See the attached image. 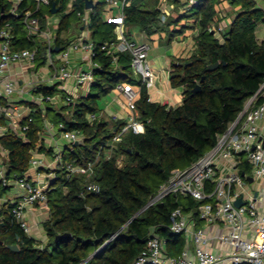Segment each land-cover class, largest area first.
<instances>
[{"label":"trees","instance_id":"trees-1","mask_svg":"<svg viewBox=\"0 0 264 264\" xmlns=\"http://www.w3.org/2000/svg\"><path fill=\"white\" fill-rule=\"evenodd\" d=\"M93 1L88 25L79 16L86 12V0H50L37 14L44 27L48 17L55 16L51 13L53 6L59 9L56 15L61 16L57 29L60 47L71 42L73 37L65 38V35L72 29L78 28L76 36L79 37L88 26L95 61L100 65L94 72L95 83L90 92L62 107L46 104L45 111L31 104L32 121L24 136L8 129L6 119L0 116V126L6 129L0 135V160L7 166L8 179L22 178L30 169L32 151L40 143L46 121L57 128L63 125L64 131L83 133L84 140L68 146L64 159L73 166L85 168L91 163L93 173L68 178L65 169L57 171L46 203L49 217L44 229L48 242L43 249L16 222L11 212L13 206L4 205L0 210V264H135L152 233L165 239L170 256L181 254L185 241L183 236L170 231L172 212L182 207L196 217L198 208L210 200L198 202L171 196L138 213L174 173L191 166L216 145L218 136L237 119L246 101L264 82V40L257 37V28L264 24V0H229L239 9L221 36L209 30L219 22L220 0H197L182 15L179 8L187 7L191 0H128L124 9L127 30L137 26L149 37L165 33L171 43L187 30L185 26L179 31L171 30L172 26L193 20L199 33L192 55L171 62V86L183 90V103L169 107L151 102L148 89L142 86L137 107L146 132L143 135L126 133L117 144L114 157L109 159L108 145L126 122L117 121L110 128L105 119L91 121L89 117L103 112L101 99L115 92L119 84L141 82L131 74L128 53L121 54L115 66L112 57L102 50L104 44L116 42V25L105 20L111 11L107 0ZM170 4L176 6L177 12L175 16L167 15V21L162 22L163 7ZM10 9L9 0H0V30L7 24L12 25L16 46L31 48L33 44L26 41L20 14L34 10V0H25L19 15H12ZM39 45L37 66L44 65L40 59L45 55V47ZM217 62L218 69L209 71L208 66ZM198 84L202 90L193 94ZM58 91L57 86H43L38 93L56 95ZM0 105H6L1 98ZM120 156L125 158L123 167L117 162ZM243 172L249 174L250 167L244 165ZM90 183L98 184L100 192L87 191ZM9 189L0 184V197ZM66 233L71 237L55 241L57 236ZM8 245H18L20 251L13 252Z\"/></svg>","mask_w":264,"mask_h":264},{"label":"built area","instance_id":"built-area-1","mask_svg":"<svg viewBox=\"0 0 264 264\" xmlns=\"http://www.w3.org/2000/svg\"><path fill=\"white\" fill-rule=\"evenodd\" d=\"M24 1L9 0L10 13L19 15V8ZM34 2V10L22 13L26 41L33 44L31 48L16 46L12 25L7 24L0 30V98L6 102V105H0V116L6 119L8 129L21 136H24L29 128L33 108L29 105L16 106L12 102L16 94L33 96V103L39 105L43 111L46 104L61 103V98L65 99V103L75 101L72 94L63 98L60 92L56 95L38 93L43 87L38 79L35 80L36 76H39L37 72V61L41 51L39 44L45 47L44 67L51 73L49 76L51 88L57 86L59 90H64L63 84L69 81H73L77 88L92 87L95 83L94 72L100 68L95 61L94 44L88 26L83 28L81 36L67 46L60 47L57 45L59 22L54 17H48L43 27L37 15L43 7L50 4V0ZM127 2L128 0H107L108 9H118L119 13L106 14L107 23L116 25V42L104 44L102 50L107 56L112 57L115 66L120 55L128 53L131 56L132 70L141 84L138 90L133 84H119L115 90L124 94L127 100L124 108L128 109L130 114L126 125L108 145L109 159L114 157L117 144L126 133L132 131L138 135L145 134L146 127L140 120L137 101L142 86L148 90L152 89L157 78L149 62L150 45L132 40L127 35L124 15ZM197 3V0H191L184 9L187 12ZM92 10L86 9L85 13H79L86 25L91 21ZM168 14L169 10L166 7L161 15L162 22L166 21ZM209 30L217 32L218 35L223 32L222 28L214 25ZM58 47L62 50L57 53L55 49ZM79 51L89 54L88 70L75 69V66L71 65L72 53ZM15 64L19 65L18 71L12 70ZM89 118L91 121L100 120L98 114ZM57 129L60 138L69 145L84 140L82 132L64 131L63 125ZM5 130L0 126V135ZM117 162L120 167L126 165L124 156L118 157ZM244 165L250 167V173H245V176L242 175ZM61 168L65 169L68 178L74 174L90 176L93 173V164L90 163L87 168L73 166L65 161L63 151L56 152L52 160L47 161L45 157L38 155L36 149L32 151L29 170H36L41 176L40 179L32 180L27 172L22 178L8 179L7 166L0 160V184L10 187L14 181L20 189V194L7 203L13 206L11 212L16 222L31 237L36 226L31 222L30 212L37 205H46L50 184ZM248 177H252L253 181L250 182ZM252 184L257 186H250ZM86 190L100 192L101 189L98 184L90 183ZM171 196H183L198 202L210 201L198 208L196 217L193 212L187 213L182 207L172 212L170 231L185 239L181 254L170 256L165 239L152 233L135 264H264V82L258 92L246 101L237 119L218 136L216 145L191 166L174 173L138 214ZM238 200L242 201L241 206L236 204ZM198 222H204L207 226L199 227ZM39 247L43 249L44 245Z\"/></svg>","mask_w":264,"mask_h":264},{"label":"crops","instance_id":"crops-1","mask_svg":"<svg viewBox=\"0 0 264 264\" xmlns=\"http://www.w3.org/2000/svg\"><path fill=\"white\" fill-rule=\"evenodd\" d=\"M221 3L218 6V17L220 16L219 22L217 23V25H214L217 28H222L224 31L227 26L234 20L236 13L233 15L232 17H228V12L227 14L225 13L224 15L221 13L222 10H228L229 7H231V9L235 10V12L238 11L239 8H235L233 7L229 0H220ZM168 8L169 10V14L168 16H175L177 10H176V6L173 4L170 5H166L163 7V9ZM237 10V11H236ZM115 14L117 15L119 13L118 9L113 8L111 11H109L107 14ZM180 13V11H179ZM181 15L183 13H180ZM167 16V17H168ZM54 19L57 22H60V19L57 18L56 16H54ZM167 21V19H166ZM165 21V22H166ZM194 22L193 20H189ZM186 22V20H185ZM185 22L182 21L181 24L179 26H185L187 28V30H185L184 34H179L178 36H180V38H178V36H176V38H174L173 42H168V38L166 37L165 33H159L156 34L154 36L149 37L148 35H146L145 33H142L140 31V39H137L135 37H133L131 35V29L128 30V37L132 40H135L137 42H144L147 43L148 40H152L155 43V48L156 50L162 51L163 49H166V52H161L159 55H156L154 58H150L149 55V62H150V66L151 68L155 71L156 75L159 76L158 74H166L167 76V84L169 85V89H167V91H163L160 90L158 87H153L155 88L154 91H152L151 89L148 90L149 91V96H150V101L151 102H157V103H161V104H166L169 107H178L183 103V90L180 88H173L171 86V82H170V72H171V62L173 59H186L189 58L192 53L194 52L196 46L193 48V46L195 45V38L196 36H198L199 33V29L196 26L195 30H190L189 27L187 25H185ZM195 23V22H194ZM59 25V23H58ZM262 25V24H261ZM179 26H172L171 30H175V31H179L180 27ZM194 26V25H193ZM260 26V25H259ZM197 32V33H196ZM194 34V35H192ZM189 37L191 39H189ZM65 38H70L69 36H67V34L65 35ZM76 37H73L72 40L76 39ZM178 38V39H177ZM71 39V38H70ZM71 40V41H72ZM68 45V44H67ZM66 45V46H67ZM64 47V46H62ZM188 52H191V55L186 56ZM57 61H59L58 57L56 56ZM41 62H44V59H40ZM88 61H89V54L86 52H74L72 53L71 56V65L75 66V69H83V70H88ZM39 60L37 61L38 64ZM45 63V62H44ZM44 65L41 66H37V72L39 74V76H36V79L39 84H41L42 86L45 87H50L51 83L49 81V76H50V72H47V68L44 67ZM13 71H18L19 70V65L15 64L12 67ZM158 72V74H157ZM49 74V75H48ZM64 90H59L58 93H61V96L64 98L66 97V95H70L72 94L74 99H78L82 96H85L86 94H88L91 90V87H82V88H77L75 86V83L73 81H69L65 84H63ZM135 88L138 90L140 88L139 84H135ZM82 91V94L81 92ZM34 95L37 96V94L34 93ZM112 97V101L109 102L108 106L106 107L105 110H103L102 113L98 114L99 118H103L104 117H108L109 119H113L115 120L114 122L117 121H121L124 120L127 123V117L130 114V111L128 109L124 108V103H126V98L124 96V94L119 93L118 91H115L111 94ZM141 97V93L139 95L140 99ZM12 102L16 105V106H20V107H26V106H31V104L33 103V96L25 94L24 96H21L19 94H16L13 99ZM62 103V102H61ZM60 103H57L56 105L58 106ZM32 107V106H31ZM110 112V115L108 114V112ZM109 115V116H108ZM106 121H108V119H105ZM109 122V121H108ZM49 125H46V124ZM60 135V132L58 131V129L56 127H54L52 124H50L49 121L45 122V129L44 132L41 134V139H40V143L37 147L38 150V155L41 157H45L47 159V161H51L53 158V155L58 152V151H63V153L65 152L66 148L68 146H70L68 143L66 145H63L60 140H62ZM58 138V139H56ZM41 173V172H40ZM44 172H42L43 174ZM27 175L32 179V180H39L40 179V175L38 172H36V170L31 169L29 171H27ZM20 194V189L18 188L17 184L12 181L11 185H10V189L7 191L6 194H4L2 197H0V210L3 208L4 205L7 204V202L11 201L12 199L16 198L17 195ZM31 222L34 224V226H36L34 228V235H32L41 245H46L48 242V238H44L42 240L37 239L36 235L40 234L43 235L39 228H40V224L44 225V222H46L44 220V217L48 216L49 217V211L46 205H37L35 206L31 212ZM47 217V219H48ZM207 225L203 222V223H199V227H206ZM45 230V229H44ZM184 239V237H182ZM185 241V239H184Z\"/></svg>","mask_w":264,"mask_h":264},{"label":"rangeland","instance_id":"rangeland-1","mask_svg":"<svg viewBox=\"0 0 264 264\" xmlns=\"http://www.w3.org/2000/svg\"><path fill=\"white\" fill-rule=\"evenodd\" d=\"M184 1H186V0H184ZM179 10H180V13H186V9H184V7H180L179 8ZM230 10V12H228V14H227V11H229ZM237 11V10H236ZM221 13L224 15L225 13L228 15V17H232V14L234 15L235 13H237V12H235V10H233V9H231V7H229L228 8V10H222L221 11ZM56 16V19L57 18H61V16L60 15H55ZM218 19H220V16L218 17ZM73 22L74 23H76V20L75 19H73ZM184 22H185V20H184ZM185 25H187L188 27H189V29L190 30H195L196 29V23H194V22H192V21H189V20H186V22H185ZM194 25V26H193ZM180 28L182 27V26H179ZM130 29H131V35L133 36V37H135V38H137V39H140L141 37H140V29L137 27V26H132V27H130ZM77 33H78V28H75V29H72L70 32H69V34H67V36H69V37H74V36H76L77 35ZM197 33V32H196ZM127 34H128V30H127ZM129 35V34H128ZM192 35H194V34H192ZM219 36H221V34L219 35ZM257 37H258V39L259 40H264V24H262V25H260L258 28H257ZM178 38H180V36H178ZM177 38V39H178ZM189 39H191L190 37H189ZM147 43L150 45V51H149V55H150V58H154L156 55H159L161 52H166V49H163L162 51H159V50H156V48H155V43L152 41V40H148L147 41ZM195 47V45L193 46V48ZM189 55H191V52H188L187 53V55L186 56H189ZM132 72H131V74H132V76L136 79V80H138V82L140 81L139 79H138V77H136V74L133 72V70H131ZM157 74H158V72H157ZM159 76H157V78H156V83H155V85H156V87L155 88H159L160 90H163V91H167V89H169V85L167 84V76H166V74H161V73H159L158 74ZM135 86V85H134ZM155 88H152L151 90L152 91H154V89ZM81 92V94H82V91H80ZM94 92L96 93L97 91L96 90H94ZM183 92V91H182ZM112 95H109V96H107V97H104V98H102L101 99V101H100V104H101V107H102V109L103 110H105L106 109V107L108 106V104H109V102H111L112 101ZM61 102L62 103H60L58 106L60 107H62V106H64L65 105V99H62L61 98ZM108 112V111H107ZM108 114L110 115V112H108ZM108 115V116H109ZM105 119H108V121H109V124H110V128H112L113 127V125H114V121L115 120H113V119H109L108 117H104ZM56 139H58V138H56ZM60 142L63 144V145H66L67 144V142L66 141H64V140H60ZM250 186H252V187H256L257 185H255V184H252V185H250ZM48 217V216H47ZM47 217L45 216L44 217V220L46 219L47 220ZM45 220V221H46ZM39 230H40V232L43 234V235H36V237H37V239H39V240H42V239H44V238H46L47 236H46V232H45V230H44V225H42V224H40V228H39ZM35 233V232H34ZM34 233H33V235H34Z\"/></svg>","mask_w":264,"mask_h":264},{"label":"water","instance_id":"water-1","mask_svg":"<svg viewBox=\"0 0 264 264\" xmlns=\"http://www.w3.org/2000/svg\"><path fill=\"white\" fill-rule=\"evenodd\" d=\"M93 7H94V1H93V0H86V9H87V10H90V9H93ZM58 11H59V9L56 8V5H54L53 8H52L51 13H52L53 15H56V14L58 13ZM20 17H22V14H20ZM61 50H62V49L58 47V48L55 49V52L58 53V52H60ZM219 65H220L219 62H217V63H215V64H211V65L208 66V70L211 71V72H212V71H215L216 69H218ZM203 81H204V78L202 79V82H203ZM201 90H202V86H201V84H198V85L194 88V90H193V94H197V93L201 92ZM115 131H117V129H116ZM78 144H79V143H76L75 145H78ZM129 152L131 153V150H130ZM242 175L245 176V173L243 172ZM248 180H249L250 182H252V181H253V178H252V177H248ZM236 204H237L238 206H241L243 203H242L241 200H238V201L236 202ZM70 237H71V234L66 233V234H63V235H59V236H57L55 241L58 242V241H60V240L68 239V238H70ZM7 248H8L9 250L13 251V252H16V253H18V252L20 251V248H19L18 245H8Z\"/></svg>","mask_w":264,"mask_h":264}]
</instances>
